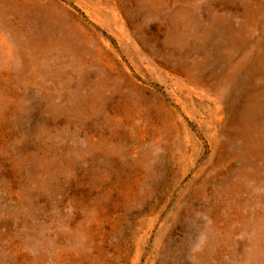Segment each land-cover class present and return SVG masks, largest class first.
I'll return each mask as SVG.
<instances>
[{"label":"rangeland","instance_id":"374dc122","mask_svg":"<svg viewBox=\"0 0 264 264\" xmlns=\"http://www.w3.org/2000/svg\"><path fill=\"white\" fill-rule=\"evenodd\" d=\"M0 264H264V0H0Z\"/></svg>","mask_w":264,"mask_h":264}]
</instances>
